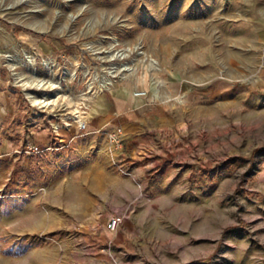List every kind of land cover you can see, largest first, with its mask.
Listing matches in <instances>:
<instances>
[{"label":"rangeland","instance_id":"rangeland-1","mask_svg":"<svg viewBox=\"0 0 264 264\" xmlns=\"http://www.w3.org/2000/svg\"><path fill=\"white\" fill-rule=\"evenodd\" d=\"M0 264H264V0H0Z\"/></svg>","mask_w":264,"mask_h":264},{"label":"bare ground","instance_id":"bare-ground-1","mask_svg":"<svg viewBox=\"0 0 264 264\" xmlns=\"http://www.w3.org/2000/svg\"><path fill=\"white\" fill-rule=\"evenodd\" d=\"M11 60H19L20 64L23 66L24 64L21 62V59H18V57H13V56H8ZM116 57H120L123 58L124 54L123 53H117V54H112L110 56L111 60H114ZM26 59L31 58V57H25ZM9 61V60H8ZM28 61V60H27ZM31 66L33 65V60L28 62ZM46 66L48 65V63H45ZM129 68L126 64H121V65H115L112 64L110 67H108L105 72L107 73V75L109 77L106 76H101L100 79H98L97 81V86L95 88V91L92 92V87L89 84L88 85V91L86 93L81 94V99L74 102L73 100L69 99V105L72 107H76L73 108L70 111V114L66 120H72L74 123L80 124V126L85 123L83 121H87L91 118L90 114H87L86 116H84L83 112L80 111V105L82 104L81 101H85L88 100V96L89 94H93V95H97L98 93L108 89V87L110 85H112V79L113 77H116L118 75H124V71H128ZM64 73L68 74V75H72L74 73H72L69 70H66ZM13 75L15 76L18 85L23 88L25 90L26 96L27 98L30 100L31 104L38 107V108H47L48 110H50L52 108V106L54 104H56L57 98L59 96V92L62 90L60 83L55 82L51 79H44L41 77H37L34 75H24V74H20V73H13ZM162 84V83H159ZM158 86H156L157 88ZM44 91V94H37L34 91ZM49 90H55L56 93L54 95H48L46 93V91ZM135 95V94H134ZM171 99H167L165 102L170 101ZM54 108V107H53ZM52 108V109H53ZM54 110V109H53ZM69 124V123H68ZM87 124V123H86Z\"/></svg>","mask_w":264,"mask_h":264},{"label":"crops","instance_id":"crops-1","mask_svg":"<svg viewBox=\"0 0 264 264\" xmlns=\"http://www.w3.org/2000/svg\"><path fill=\"white\" fill-rule=\"evenodd\" d=\"M138 97H130L127 100H120L119 103L116 105L117 116H122V119H118V124L120 126L116 128H122L123 130V138L124 139H131L133 135H138L139 143H142L143 138H141V134L145 132L139 128L135 123V120L130 119V116L126 114V110L132 107L134 110H137L139 114L146 113L149 110L148 105H143L139 101H136ZM139 122H143V120L139 119ZM135 142V141H134Z\"/></svg>","mask_w":264,"mask_h":264},{"label":"built area","instance_id":"built-area-1","mask_svg":"<svg viewBox=\"0 0 264 264\" xmlns=\"http://www.w3.org/2000/svg\"><path fill=\"white\" fill-rule=\"evenodd\" d=\"M145 95H146V92H144V91L135 92V97H143ZM85 129H86V124L83 123L81 125V130L83 131ZM110 138H111L113 145L121 147L122 143H123V130H122V128H116V130L111 134ZM126 174H128V173L126 172ZM119 223H120V218L118 216L112 217L108 221V224H107L108 230L110 232H115Z\"/></svg>","mask_w":264,"mask_h":264}]
</instances>
